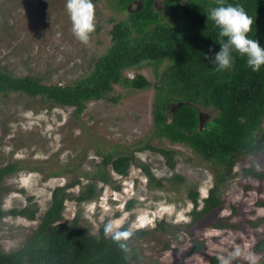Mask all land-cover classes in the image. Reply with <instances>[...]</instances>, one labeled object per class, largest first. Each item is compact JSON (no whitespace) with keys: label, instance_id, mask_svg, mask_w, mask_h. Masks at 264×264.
I'll use <instances>...</instances> for the list:
<instances>
[{"label":"rangeland","instance_id":"obj_1","mask_svg":"<svg viewBox=\"0 0 264 264\" xmlns=\"http://www.w3.org/2000/svg\"><path fill=\"white\" fill-rule=\"evenodd\" d=\"M65 2L0 0V70L32 75L44 83H67L90 69L109 44L111 23L124 18L125 10L113 0H92L96 27L89 44L83 45L72 35ZM161 6L157 0V7ZM160 16L164 23L182 19L180 14L170 18L164 11ZM138 71L151 83L156 78L150 65ZM132 73L133 69L125 70L127 76ZM153 91L152 85L136 89L115 83L108 97L86 101L79 113L73 105L52 103L37 95L0 92V166L8 162L16 166L0 178V205L34 210L32 218L8 213L0 217L1 250L22 244L48 206L53 186L76 180L66 188L69 197L63 201L60 220L75 218L93 234L109 221L116 228L124 225L133 232L128 264L173 260L210 264V255L226 264H264V251L253 249L264 222L250 223L264 215V206L257 204L264 200V175H244L241 170L253 166L264 171V143L229 155L231 171L221 185V203L192 219L188 192H196L198 208L218 166L214 168L213 162L189 145L172 142L153 130ZM213 113L211 107H199L201 120ZM158 147L173 150L172 165ZM108 153L131 155L126 173L114 172L108 163L104 165L108 181L90 177ZM141 163L152 173L151 180ZM88 181L94 183L96 194L74 199ZM160 219L163 227L157 225ZM217 220L225 225L212 226ZM198 240L202 246L192 251Z\"/></svg>","mask_w":264,"mask_h":264},{"label":"trees","instance_id":"obj_2","mask_svg":"<svg viewBox=\"0 0 264 264\" xmlns=\"http://www.w3.org/2000/svg\"><path fill=\"white\" fill-rule=\"evenodd\" d=\"M113 0L117 8L125 10V17L113 21L108 29L109 44L94 60L90 69L67 83H44L32 75H12L0 70V92L20 91L28 95L62 105H73L79 113L86 101L108 97L112 85L128 88L153 87L151 116L153 130L170 141H180L192 147L204 159L217 165L211 185L201 198L198 208L196 192L189 190L192 200L189 211L192 219L202 217L221 203V185L229 176V155L242 150L260 148L264 143V65L253 72L246 59L234 55L230 68L217 72L215 65L205 58L219 51L218 30L208 19L209 9L217 6V0ZM225 4L242 6L254 20L249 38L264 47V0H225ZM160 11L170 18L181 20L160 22ZM209 48L213 51L209 53ZM150 65L155 80L151 83L138 70ZM133 69L130 76L126 69ZM116 99V96H111ZM171 102L173 104H171ZM214 109L211 117H203L199 123V107ZM169 165H172V149L156 148ZM130 154H106L90 177L108 181L104 168L120 174L127 171ZM219 164H222L219 167ZM15 163L0 166L3 173L15 169ZM151 180L152 173L141 163ZM244 175L262 178L264 171L253 166L242 167ZM76 180L52 187L48 206L40 215L37 225L28 233L22 244L12 250L0 249V264H128L127 253L120 250L103 228L93 234L75 218L61 221L63 201L69 197L67 187ZM97 192L92 181L86 182L73 195L80 201L91 198ZM264 206V200H257ZM18 214L32 218L34 210L27 206L2 209L4 214ZM264 222V215L251 219L256 226ZM160 219L157 225L163 227ZM217 220L212 226H223ZM124 225L118 229H124ZM143 233L144 229L136 230ZM202 240L193 243L192 251L202 246ZM167 245V242L164 243ZM253 249L264 251V231L255 240ZM132 256V255H131ZM134 256V254H133ZM262 260L260 259L259 262ZM210 264H226L216 255H210ZM157 264H189L184 260L158 261Z\"/></svg>","mask_w":264,"mask_h":264},{"label":"clouds","instance_id":"obj_3","mask_svg":"<svg viewBox=\"0 0 264 264\" xmlns=\"http://www.w3.org/2000/svg\"><path fill=\"white\" fill-rule=\"evenodd\" d=\"M65 10L71 22L73 37L83 45H88L91 34L95 31V5L92 0H66ZM208 19L218 30L219 51L214 55L205 54V58L215 65L217 72L231 67L234 55L246 59L247 66L257 72L264 65V47L249 38L254 20L240 5L225 4L217 0V6L209 9ZM209 48V53H212ZM104 235L111 237L121 251H129L128 241L133 232L129 229H118L111 221L104 224Z\"/></svg>","mask_w":264,"mask_h":264},{"label":"water","instance_id":"obj_4","mask_svg":"<svg viewBox=\"0 0 264 264\" xmlns=\"http://www.w3.org/2000/svg\"><path fill=\"white\" fill-rule=\"evenodd\" d=\"M198 117H199V123H202V120L200 119V114L198 115Z\"/></svg>","mask_w":264,"mask_h":264},{"label":"flooded vegetation","instance_id":"obj_5","mask_svg":"<svg viewBox=\"0 0 264 264\" xmlns=\"http://www.w3.org/2000/svg\"><path fill=\"white\" fill-rule=\"evenodd\" d=\"M201 115V114H200Z\"/></svg>","mask_w":264,"mask_h":264}]
</instances>
